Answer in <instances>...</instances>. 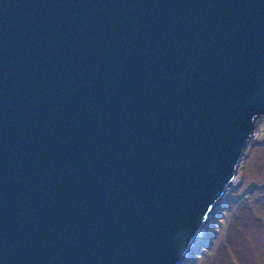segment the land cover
Segmentation results:
<instances>
[{
  "label": "water",
  "instance_id": "water-1",
  "mask_svg": "<svg viewBox=\"0 0 264 264\" xmlns=\"http://www.w3.org/2000/svg\"><path fill=\"white\" fill-rule=\"evenodd\" d=\"M264 118V0H0V264H183Z\"/></svg>",
  "mask_w": 264,
  "mask_h": 264
},
{
  "label": "rangeland",
  "instance_id": "rangeland-1",
  "mask_svg": "<svg viewBox=\"0 0 264 264\" xmlns=\"http://www.w3.org/2000/svg\"><path fill=\"white\" fill-rule=\"evenodd\" d=\"M257 125L236 180L183 264H264V118Z\"/></svg>",
  "mask_w": 264,
  "mask_h": 264
},
{
  "label": "trees",
  "instance_id": "trees-1",
  "mask_svg": "<svg viewBox=\"0 0 264 264\" xmlns=\"http://www.w3.org/2000/svg\"><path fill=\"white\" fill-rule=\"evenodd\" d=\"M199 240H200V239H199ZM203 241H204V240H203ZM203 241H202V242H203ZM199 242H201V240H200ZM198 244H199V243L197 242L196 245H198ZM193 254H194V253H193ZM189 256H190V255H189Z\"/></svg>",
  "mask_w": 264,
  "mask_h": 264
}]
</instances>
